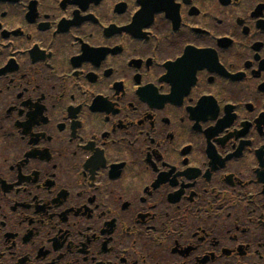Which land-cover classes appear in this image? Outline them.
Instances as JSON below:
<instances>
[{
	"label": "flooded vegetation",
	"instance_id": "1",
	"mask_svg": "<svg viewBox=\"0 0 264 264\" xmlns=\"http://www.w3.org/2000/svg\"><path fill=\"white\" fill-rule=\"evenodd\" d=\"M0 264H264V0H0Z\"/></svg>",
	"mask_w": 264,
	"mask_h": 264
}]
</instances>
